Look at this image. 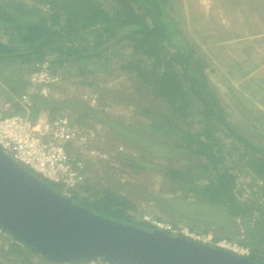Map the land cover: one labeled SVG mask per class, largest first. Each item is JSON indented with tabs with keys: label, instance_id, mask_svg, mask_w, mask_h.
<instances>
[{
	"label": "trees",
	"instance_id": "trees-1",
	"mask_svg": "<svg viewBox=\"0 0 264 264\" xmlns=\"http://www.w3.org/2000/svg\"><path fill=\"white\" fill-rule=\"evenodd\" d=\"M29 1L9 0L0 4V32L6 37L5 42L0 40V65L30 66L33 62L53 57L52 60L47 59L52 73L55 74L54 69L68 61L83 72L92 60L107 64L124 53L118 69L135 84L129 99L135 100L134 94L146 91L148 98L164 106L155 115L132 101L135 113L140 110L142 115L156 116L157 120L151 119L150 127L168 129L169 133L177 136L178 140L173 144L176 149L203 160L185 167L159 165L166 183L171 186V193L176 196L179 193L183 204L194 207L189 211L194 217L187 214L188 219L192 218L191 224L186 223L188 230L193 232L195 224L201 221L195 217V212H202L195 209L222 210L228 220H238L244 228V237L237 242L249 250L248 255L243 256L264 264V146L249 141L226 119L219 99L208 85L205 73L208 63L203 60L207 55L181 28L171 0ZM218 31L224 32L223 27L220 26ZM247 74L241 72L237 78L244 79L243 83L246 81L245 88L254 84ZM92 83L90 88L95 86ZM106 93V101L110 104L127 106L131 102L122 99L121 103L116 91L108 90ZM52 96L35 95L30 116L36 118L44 114L51 119L64 115L60 113L62 108L68 110L74 102ZM106 101L104 106H108ZM22 113L17 103H13L9 111L2 112L4 116ZM103 113L87 106L75 122L81 125L82 119L93 115L94 121L115 128L112 120ZM181 125L188 127L182 129ZM224 139L231 141L230 150L239 151L241 165L251 176L247 185L251 193L244 200L239 198L242 190L238 188L241 186L233 173L235 165L226 164ZM127 159L126 165H132L130 158ZM237 169L241 171V168ZM48 185L60 194L59 185ZM69 198L98 216L140 229H156L135 220L131 214L136 213V207L130 201L108 189L96 188L87 180L72 191ZM207 221L209 225L215 223ZM204 224L203 231L209 234L208 223ZM175 236L186 238L180 234ZM220 239L214 236L213 246ZM26 249L29 253L36 252L27 246ZM4 250V257L20 261L13 264H25L26 251L15 245ZM42 258L54 261L46 256Z\"/></svg>",
	"mask_w": 264,
	"mask_h": 264
},
{
	"label": "rangeland",
	"instance_id": "rangeland-1",
	"mask_svg": "<svg viewBox=\"0 0 264 264\" xmlns=\"http://www.w3.org/2000/svg\"><path fill=\"white\" fill-rule=\"evenodd\" d=\"M8 1L0 0V4ZM171 5L181 28L191 35L207 55V59L203 60L208 63L205 68L208 85L219 99L226 119L249 141L264 146V0H171ZM220 26L224 32L218 33ZM0 40H6L1 32ZM121 56H116L107 64L92 60L83 72L68 61L54 69L60 79L57 84L49 86L52 97L74 101L70 109L63 107L60 111L73 122L89 106L104 112L115 127L94 121L93 115L82 119L81 125L77 123L91 132L90 149L95 155L104 158L85 161L83 170L86 180L94 187L108 189L134 204L136 213L131 215L137 221L153 227V220L168 224L173 235L185 237L181 233L184 230L197 237L196 241L209 246H213L212 238L217 236L221 239L215 244L216 247L220 248V244L231 247L235 245L246 250L243 254L239 252L240 255H248L249 250L237 243L244 237L242 224L238 220H228L222 210L202 207L195 209L202 212H195V217L201 218V221L194 218L199 223L195 224L193 232L188 230L186 223L192 222L188 215L194 217L189 211L194 210V207L183 204L179 193L178 196L171 193V186L166 183L159 165L185 167L203 160L176 149L173 144L178 140L175 138L177 136L169 133L168 129L150 127L153 122L151 119L157 120L156 116L142 115L140 110L135 113L132 101L139 107L153 111L155 115L164 106L148 98L146 91L134 94L135 100L129 99V95L134 93L135 84L118 69L125 54ZM47 59L52 60L53 57ZM29 69V65H0V106L16 99L24 91L38 90V87L31 86L27 81ZM241 72H248L254 84L245 88L246 81L243 83L244 79H237ZM90 83L95 85L94 88L89 87ZM108 90L119 93L117 98L121 103L122 99L131 102L128 101L130 103L127 106L110 104L106 101ZM105 101L108 106L103 105ZM180 127L185 129L188 126ZM230 144L229 139H224L226 164L235 165L233 173L241 186L238 188L242 190L239 198L244 200L251 193L247 187L251 176L241 165L243 163L238 158L239 151L230 150ZM127 157L132 165H126ZM237 168H241V171ZM49 184L52 187L53 184ZM161 198L164 200L159 201ZM207 220L215 223L209 225ZM204 223H208L207 227L211 230L209 234L203 231V227H206ZM225 246L221 248L226 249ZM24 250L26 259L28 255L39 254L29 253L26 248ZM4 253V248L0 247V264L17 263L14 257H4ZM24 263L28 264L26 261Z\"/></svg>",
	"mask_w": 264,
	"mask_h": 264
},
{
	"label": "water",
	"instance_id": "water-1",
	"mask_svg": "<svg viewBox=\"0 0 264 264\" xmlns=\"http://www.w3.org/2000/svg\"><path fill=\"white\" fill-rule=\"evenodd\" d=\"M0 226L54 261L259 264L229 250L113 221L52 191L0 150Z\"/></svg>",
	"mask_w": 264,
	"mask_h": 264
},
{
	"label": "built area",
	"instance_id": "built-area-1",
	"mask_svg": "<svg viewBox=\"0 0 264 264\" xmlns=\"http://www.w3.org/2000/svg\"><path fill=\"white\" fill-rule=\"evenodd\" d=\"M59 79V74L51 72L47 59L30 65L27 81L31 86L38 87V90L24 91L16 99L0 106V150L30 173L39 176L41 180L60 185L62 188L60 195L69 198L71 192L86 180L83 170L85 161H98L97 158L101 156L95 155L90 149L91 132L73 122L68 116L60 115L51 119L30 116L33 97L35 95L47 97L50 93L49 86L57 84ZM13 103H17L23 113L4 116L2 112L9 111ZM151 224L158 230L172 234L168 224L155 220L151 221ZM181 233L193 241L198 239L184 230H181ZM10 245L20 249L26 248L0 226V247L6 249ZM225 248L238 255L239 252L242 254L246 252L235 245ZM50 264L113 263L103 259H88L79 262L51 261Z\"/></svg>",
	"mask_w": 264,
	"mask_h": 264
},
{
	"label": "crops",
	"instance_id": "crops-1",
	"mask_svg": "<svg viewBox=\"0 0 264 264\" xmlns=\"http://www.w3.org/2000/svg\"><path fill=\"white\" fill-rule=\"evenodd\" d=\"M20 249V248H19ZM22 251H25L24 249L21 248ZM27 250V249H26ZM34 254V253H33ZM27 260L26 263L28 264H50L49 261L45 260L44 258H42L39 255H28L27 256ZM17 263H19L20 261H16Z\"/></svg>",
	"mask_w": 264,
	"mask_h": 264
}]
</instances>
